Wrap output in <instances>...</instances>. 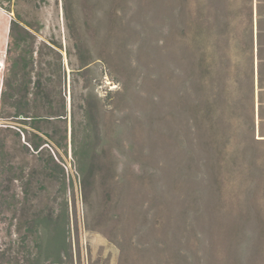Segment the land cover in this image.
I'll return each instance as SVG.
<instances>
[{"label":"rangeland","instance_id":"rangeland-1","mask_svg":"<svg viewBox=\"0 0 264 264\" xmlns=\"http://www.w3.org/2000/svg\"><path fill=\"white\" fill-rule=\"evenodd\" d=\"M3 4L0 98L18 15L39 22V41L69 46L75 28L96 60L79 75L64 52L68 107L72 93L77 107L100 97L101 133L77 114L97 165L86 193L71 145L66 190L25 148L20 123L0 118V251H18L36 212L68 207L81 264H264V0Z\"/></svg>","mask_w":264,"mask_h":264},{"label":"trees","instance_id":"trees-1","mask_svg":"<svg viewBox=\"0 0 264 264\" xmlns=\"http://www.w3.org/2000/svg\"><path fill=\"white\" fill-rule=\"evenodd\" d=\"M4 1L6 0H0L2 7ZM118 18L119 15L116 13L115 21ZM39 25V22L27 20L21 15L11 23L9 65L1 91L0 118L20 123L17 134L19 138L24 134L27 141L24 144L25 148L29 150L30 147L33 148L41 157L50 180L66 190L69 184H74L73 179L68 177L63 157V154L66 156L69 154L71 145L74 166L83 175L81 184L87 193L97 165L96 161L91 159V146L79 142L77 114L81 113L83 121L95 120L100 134L101 99L98 96L91 99V96L87 95L77 107L72 93V105L71 108L68 107V72L64 52L68 66L72 68L71 72L79 75L90 71L91 63L96 59L92 54V48L83 41L82 36L78 38L75 36L77 31L75 28H69L70 45L64 46L62 41L56 39L55 34L39 41L41 30ZM80 34L82 35V31ZM185 39L186 31L180 35V42ZM179 55L181 60H185L184 47L180 48ZM73 57L79 65H76ZM203 61L208 62V67H211L206 52ZM112 77L116 83L120 82ZM261 94L260 99L263 102ZM71 224L68 207L61 210L58 215L36 212L28 221L24 232L20 234L18 251L13 252V248L1 250L0 264H81L82 251L80 248L77 250L74 248ZM75 226L79 230L77 222Z\"/></svg>","mask_w":264,"mask_h":264}]
</instances>
